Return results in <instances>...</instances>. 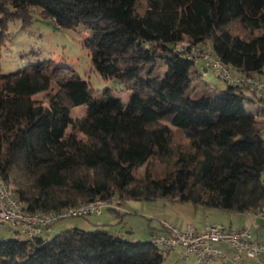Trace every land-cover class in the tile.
Instances as JSON below:
<instances>
[{
    "label": "trees",
    "instance_id": "trees-1",
    "mask_svg": "<svg viewBox=\"0 0 264 264\" xmlns=\"http://www.w3.org/2000/svg\"><path fill=\"white\" fill-rule=\"evenodd\" d=\"M35 7L58 28L81 26L91 69L128 94L99 96L75 71L55 76L53 60L0 70V174L26 211L158 197L234 213L264 205L263 99L209 83L175 49L209 41L237 73L264 78V0H0V44L7 22L28 24ZM8 228L0 264H161L168 253L101 228L51 238Z\"/></svg>",
    "mask_w": 264,
    "mask_h": 264
},
{
    "label": "rangeland",
    "instance_id": "rangeland-1",
    "mask_svg": "<svg viewBox=\"0 0 264 264\" xmlns=\"http://www.w3.org/2000/svg\"><path fill=\"white\" fill-rule=\"evenodd\" d=\"M34 15L32 21L26 25H23L19 18L7 22L6 34L0 44V70L2 72L17 71L37 61L53 60L59 67L55 71V76L75 71L84 81L91 84L99 96L105 88L116 87L114 82L104 80L102 76L91 69L89 51L83 45L86 31H83L81 26L58 28L52 19L46 17L37 7L34 8ZM204 79L211 84L215 83L220 88L226 87L227 84L218 78L211 69L205 73ZM116 88L114 89L115 94L126 101L127 91L121 90L120 87ZM60 95L62 100L69 105V100L62 90ZM45 96V93H40L36 97L43 99L46 104ZM248 109L252 110L253 107L248 105ZM84 113L83 105L71 108V115L74 118H80ZM161 119L168 124L167 117ZM262 126L264 135V124ZM161 167L158 164L159 170ZM143 169V166L140 167L136 173L141 175ZM121 207L122 211L120 212L103 208V215L100 217H96L95 214L65 217L53 224V230L48 233L44 232L41 236L51 238L69 227L86 230L101 228L131 240L146 241L150 239L152 232L156 233L161 228L164 221L181 227L187 223L195 224V222L203 220L205 222H222L232 228H239L250 223L254 235L256 231H259L260 235L264 237V219L253 218L250 213L208 209L194 206L190 202L172 201L163 197L150 200L126 199ZM97 220L105 222L97 223ZM14 235L12 230H9L8 224L0 228V239ZM19 236L26 237L22 233ZM161 264H195V259L193 257L182 258L177 251H170L165 254Z\"/></svg>",
    "mask_w": 264,
    "mask_h": 264
},
{
    "label": "built area",
    "instance_id": "built-area-1",
    "mask_svg": "<svg viewBox=\"0 0 264 264\" xmlns=\"http://www.w3.org/2000/svg\"><path fill=\"white\" fill-rule=\"evenodd\" d=\"M175 49L185 53L200 67L211 69L225 82L253 89L264 101V78L237 73L231 64L214 55L209 41L193 44L183 37ZM105 206L118 208L117 204L96 200L60 209L26 211L15 185L0 174V228L8 224L28 237L42 234L65 217L99 215ZM250 214L253 218L264 219V205ZM162 228L163 231L151 236L152 243L163 252L178 251L182 258L193 257L195 264H211L216 258H224L226 253L219 243H226L231 248V259L235 264H240L243 258H255L264 251V244L254 237L250 223L239 228L207 224L197 229L191 224L178 227L164 221Z\"/></svg>",
    "mask_w": 264,
    "mask_h": 264
},
{
    "label": "crops",
    "instance_id": "crops-1",
    "mask_svg": "<svg viewBox=\"0 0 264 264\" xmlns=\"http://www.w3.org/2000/svg\"><path fill=\"white\" fill-rule=\"evenodd\" d=\"M208 70H204V75H205V73L207 72ZM213 85H215V83H212ZM215 86H217V85H215ZM251 107H253V109L252 110H255V109H257V106L256 105H250ZM113 204H115V203H113ZM104 208H111V207H109V206H105ZM116 209H118L117 211H122V207L121 206H118V208H116ZM112 210V209H111ZM102 211H103V209H102ZM206 213H210V212H206ZM103 215V212H101L99 215H96V217H100V216H102ZM107 218V217H106ZM98 222L97 223H99V222H105V221H99V220H97ZM54 224V223H53ZM53 224L47 229V230H45V233H48V232H50L51 230H53L52 229V226H53ZM188 224H191V225H193L194 227H196L197 229H201V228H203L205 225H207V224H222V225H224L222 222H205V221H201L200 220V222H195V224H192V223H187V224H185L184 226H186V225H188ZM184 226H181V227H184ZM226 226V225H225ZM243 226V225H242ZM180 227V226H179ZM228 227V226H227ZM232 228V227H231ZM155 232H152V234H151V236L154 234ZM151 236H150V239H151ZM254 237L259 241V242H261L262 244H264V237L262 236V235H260V233H259V231H256L255 232V235H254ZM218 246L223 250V251H225V253H226V256L224 257V258H216V259H214L213 261H212V263L211 264H235L233 261H232V259H231V252H232V250H231V248L226 244V243H219L218 244ZM178 252V251H177ZM240 264H264V251L260 254V255H258L257 257H255V258H243V260L241 261V263Z\"/></svg>",
    "mask_w": 264,
    "mask_h": 264
},
{
    "label": "water",
    "instance_id": "water-1",
    "mask_svg": "<svg viewBox=\"0 0 264 264\" xmlns=\"http://www.w3.org/2000/svg\"><path fill=\"white\" fill-rule=\"evenodd\" d=\"M204 70H206V68H204Z\"/></svg>",
    "mask_w": 264,
    "mask_h": 264
}]
</instances>
